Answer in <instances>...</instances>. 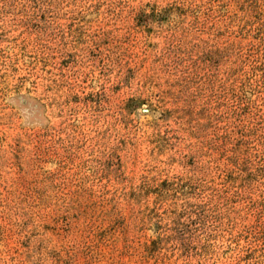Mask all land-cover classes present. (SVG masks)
Listing matches in <instances>:
<instances>
[{"label": "rangeland", "instance_id": "obj_1", "mask_svg": "<svg viewBox=\"0 0 264 264\" xmlns=\"http://www.w3.org/2000/svg\"><path fill=\"white\" fill-rule=\"evenodd\" d=\"M0 264H264V0H0Z\"/></svg>", "mask_w": 264, "mask_h": 264}]
</instances>
